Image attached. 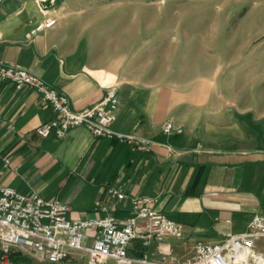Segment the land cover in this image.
<instances>
[{
  "label": "crops",
  "instance_id": "1",
  "mask_svg": "<svg viewBox=\"0 0 264 264\" xmlns=\"http://www.w3.org/2000/svg\"><path fill=\"white\" fill-rule=\"evenodd\" d=\"M200 2L59 0L55 23L33 33L42 20L34 0L2 2L0 62L56 86L73 108L92 105L115 82L112 128L154 143L142 153L82 125L40 137L34 127L53 116L51 107L32 87L2 81L0 183L57 197L72 217L118 222L129 201L109 198L106 187L154 197L180 231L152 241L150 258L184 259L194 241H218L264 214V47L224 53L217 37L204 50L201 14L186 7ZM165 119L176 129L162 132Z\"/></svg>",
  "mask_w": 264,
  "mask_h": 264
},
{
  "label": "built area",
  "instance_id": "2",
  "mask_svg": "<svg viewBox=\"0 0 264 264\" xmlns=\"http://www.w3.org/2000/svg\"><path fill=\"white\" fill-rule=\"evenodd\" d=\"M4 1L0 0V4ZM58 1L34 0L42 20L35 24L31 33L55 23L51 11ZM2 81L11 82L15 88L32 87L51 107L53 116L34 127L40 137H60L70 127L82 125L95 137L115 140L142 153L151 150L153 139L112 128L119 103L115 82L105 85L104 94L92 105L73 108L62 90L24 67L0 62ZM160 128L164 133L176 129L170 119L162 121ZM4 162H7L6 158ZM106 194L118 201L128 199L130 214L121 222L108 214L72 217L69 216V205L57 197L24 194L0 183V264H11L13 252H29L40 264H68L78 258L85 264H98L107 259L113 260L114 264L264 262V214H252L245 230L227 234L218 241H194L191 254L184 259L174 256L150 258L146 252L150 243L177 236L180 223L152 206L154 197L128 195L115 186L106 187ZM98 210L105 211L106 206L100 205ZM132 249H138V256L129 253Z\"/></svg>",
  "mask_w": 264,
  "mask_h": 264
},
{
  "label": "rangeland",
  "instance_id": "3",
  "mask_svg": "<svg viewBox=\"0 0 264 264\" xmlns=\"http://www.w3.org/2000/svg\"><path fill=\"white\" fill-rule=\"evenodd\" d=\"M196 5H187L188 11L201 14L202 19L195 21L197 34L203 41L204 50H210L216 43L224 53L236 52L240 48L253 46L264 47V0H199ZM183 7V5H182ZM193 7V8H192ZM192 8V9H190ZM190 21H185V23ZM69 216L70 212H69ZM136 242H134V245ZM136 248V245L134 249ZM152 246L150 245V249ZM27 251V249H23ZM138 251V249H137ZM130 250L132 256H138ZM22 258L11 260V264H40L29 252L19 253ZM179 259V258H178ZM68 264H85L83 259H76ZM98 264H114L107 259ZM133 264H139L134 262ZM260 264H264L262 261Z\"/></svg>",
  "mask_w": 264,
  "mask_h": 264
},
{
  "label": "trees",
  "instance_id": "4",
  "mask_svg": "<svg viewBox=\"0 0 264 264\" xmlns=\"http://www.w3.org/2000/svg\"><path fill=\"white\" fill-rule=\"evenodd\" d=\"M114 141H115V140H114ZM19 258H22V256H21L19 253L13 252V253H11V255H10V259H11V260H17V259H19Z\"/></svg>",
  "mask_w": 264,
  "mask_h": 264
}]
</instances>
